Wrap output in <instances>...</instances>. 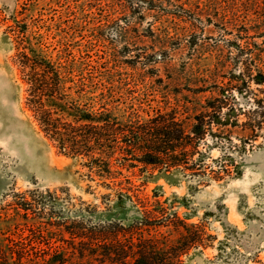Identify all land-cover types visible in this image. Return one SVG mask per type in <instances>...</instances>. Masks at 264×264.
I'll use <instances>...</instances> for the list:
<instances>
[{
    "label": "trees",
    "instance_id": "1",
    "mask_svg": "<svg viewBox=\"0 0 264 264\" xmlns=\"http://www.w3.org/2000/svg\"><path fill=\"white\" fill-rule=\"evenodd\" d=\"M175 1L196 10L201 18H214L209 23L213 26L222 22L236 31L227 39L228 47L219 45L215 54L216 65L229 75H222L227 81L216 85L202 101H166L153 114L143 107L146 89L118 75L119 70L107 61L93 64L68 56L60 61L63 57H53L41 35H34L33 40L17 36L22 48L16 62L27 85L26 106L41 131L59 152L85 159L87 174L92 179L98 176L112 192L101 195L110 200L105 209L96 205L86 213L98 218L96 223L85 221L83 210L77 220L53 221L23 196L18 207L24 213L16 209L15 215L25 218L30 234L20 235L17 244L0 237V264H184L182 255L214 239L206 236L202 225L189 223L172 211L169 198L165 202L158 199L162 185L153 189L157 199L148 207L125 171L137 168L144 174L143 184L164 178L172 186L186 181L196 188L241 173L247 147L264 132V98L255 97L245 83L264 84L263 50L254 40L260 29L253 35H244L239 29L238 12L253 4L252 0H206L208 4L203 6L194 0ZM143 2L116 3L112 14L132 16ZM222 2L229 6L223 5L222 15H214L210 4ZM197 19L193 15L184 32L205 30ZM128 29L116 32L123 37ZM251 92L253 96H247ZM241 115L246 119L240 120ZM213 149H219L221 156L214 158ZM56 198L43 201L53 203ZM16 219H6L9 230L12 226L21 230ZM162 226L178 232V237L163 236Z\"/></svg>",
    "mask_w": 264,
    "mask_h": 264
},
{
    "label": "rangeland",
    "instance_id": "2",
    "mask_svg": "<svg viewBox=\"0 0 264 264\" xmlns=\"http://www.w3.org/2000/svg\"><path fill=\"white\" fill-rule=\"evenodd\" d=\"M172 1L167 4L161 0H144L134 15L114 16V4L127 0H0L1 238L14 239L17 244L22 240L20 235L30 234L24 226L25 218L15 215L16 209L24 213L18 207L23 196L38 211H43L42 216L61 222L77 220L82 210L86 215L96 205L99 210L105 209V202L110 200L101 195L112 192L98 176L93 175L92 179L87 174L85 159L59 152L26 106L27 85L16 62L22 48L20 38L29 40L41 35L53 57H63L60 61L66 56L93 64L96 60L107 61L119 70L118 75L146 89L143 107L153 114L155 107L166 101L183 104L202 101L216 85L227 81L222 75H229L216 65L215 54L219 45L228 47L227 39L236 31L222 22H218V27L213 26L209 23L214 18H201L196 10ZM194 1L202 6L208 4L206 0ZM252 1L253 4L241 7L238 12L239 29L244 35H253L255 29H260L254 40L261 45L264 57V0ZM221 4H210L214 15H222L223 5H228ZM193 15L198 17L195 21L199 25L206 27L197 34L184 32ZM121 28H129L123 37L116 32ZM245 83H249L255 97L264 98V84L255 80ZM199 89L207 91L203 93ZM235 93L241 98L238 91ZM247 96L252 97V92ZM144 116L147 117L146 112ZM245 119L244 115L240 116V120ZM263 134L254 140L253 146L247 147L241 173L197 188L186 181L172 186L164 178L143 184L144 174L137 168L134 173L125 171L148 207L157 199L153 189L162 185L158 199L165 202L169 198L167 202L173 206L166 205L172 211L189 223L202 225L206 236L214 237L207 246L192 247L182 255L184 264H264ZM220 153L219 149H213L211 155L218 158ZM50 196H57L56 201H43ZM8 218H18L21 230L14 226L9 230ZM84 219L92 223L98 220L87 215ZM159 231L163 236L169 234L170 240L179 235L166 226ZM52 243L57 245L58 241Z\"/></svg>",
    "mask_w": 264,
    "mask_h": 264
}]
</instances>
